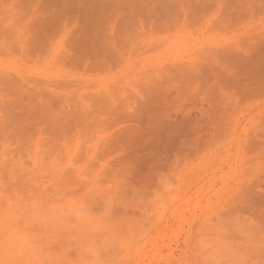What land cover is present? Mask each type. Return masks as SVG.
I'll list each match as a JSON object with an SVG mask.
<instances>
[{"label":"rangeland","instance_id":"1","mask_svg":"<svg viewBox=\"0 0 264 264\" xmlns=\"http://www.w3.org/2000/svg\"><path fill=\"white\" fill-rule=\"evenodd\" d=\"M50 1L0 0V264L263 263L264 257L257 252L264 246V233L256 229L264 224V151L256 154L250 152L251 142L247 145L246 141H251L248 136L257 129L256 132H259L262 126L256 138L259 143L263 140L264 113L259 104L264 103V94L257 97L238 90L233 95L240 99V104L232 102V105L225 107L227 112L224 109L225 113H221L216 108H222L225 101L221 102L214 93V96L210 95L212 99H208L209 89L203 84L206 81L196 76L199 73L205 75L211 70L206 72L205 69L219 65L226 75H239L250 86L264 78V0ZM177 5L181 7L177 8ZM190 10H197V15L194 12L191 15ZM201 10H204L203 17ZM181 11L186 14L183 15L184 19L180 16ZM162 14L166 18L163 19ZM169 14L176 19L178 15L179 22L176 23L175 17ZM158 16L165 20H159L162 26L159 25L158 19L161 18ZM131 17L133 21L139 20L140 24L134 22L133 27ZM167 19H171V27L170 23H166L169 22ZM153 21H156L155 26ZM88 22L94 24L89 25ZM84 24L89 26L84 27ZM163 25L167 29H163ZM233 50L237 51L236 57L243 61H224L222 54H234ZM214 52L217 56L213 55ZM79 55L83 58L81 62L77 60ZM193 68L195 74L198 73L194 77ZM249 69L260 73H257L259 80L258 77H250ZM246 74L251 80L245 77ZM219 75L208 80L210 85L217 84ZM147 76L153 78L149 81ZM21 81L31 91L45 92L42 95L38 93L41 101L43 98L46 100L51 92L69 95L72 99H67L74 112L63 97L64 101L61 98V101L52 103L57 116L45 108L51 116L47 118L49 115L46 117L47 113H43L42 103L38 107L30 106L32 112H39L37 116L35 113L32 115L27 110L30 107L26 109V106L35 102L24 97L26 88H20ZM222 88L227 93L232 91L229 87ZM50 98L45 105L52 100ZM18 99L23 103H19ZM154 99L166 102L165 109H173V113L159 106V110H162H158L159 114L149 115L150 110H146L135 121L127 116L128 111L124 115L126 120L122 119L124 116L120 111L124 113V109L127 111L133 107L139 109L150 102L153 106ZM204 99L212 106L207 102L204 104ZM216 99L220 101L219 104ZM172 100L175 104H172ZM76 105L82 106L84 111L85 108L89 109V112L83 111L82 117H87V122H82L80 118L77 119L81 122H77L74 118L75 123L64 124L66 121L63 119L67 116L58 112L61 108V111L69 109L77 117L82 107L80 111L75 107L73 109ZM46 107L49 110L52 108ZM178 108L182 109L176 111ZM205 108L214 114H210L213 121L206 124L199 122L200 116L208 112ZM27 112L29 114H24ZM195 115H199L198 119ZM24 116L28 119L31 117V121L22 118ZM58 116L61 119L55 121L56 126L61 122L62 127L54 128L53 123L54 127L51 128V119ZM37 118L38 122H35ZM204 118L206 122L209 119L208 116ZM178 121L190 123V127L186 128L188 124L181 123L178 124L179 129L175 125L174 130L171 124ZM255 123L259 125L258 128L253 127ZM250 127L256 129L252 132ZM174 131L179 135V143L175 140L178 145L174 139L172 143L169 142L175 137L172 135H176ZM132 132L137 133L138 138L134 136L131 141L132 137H129L133 135ZM140 132L145 133V137L141 138ZM126 133L129 140L125 138ZM217 134L218 137L214 136ZM163 139L166 142H162ZM158 142L160 145L163 143L162 148ZM168 142L173 146H167ZM152 144L156 148L154 145L151 147ZM165 144L168 152L162 150ZM157 148L161 150L156 151ZM156 164L162 167H154L153 170ZM129 168H134L136 173L130 172ZM87 171L88 174H85ZM143 177L147 181L144 182ZM81 214L88 215L84 219H90V224L94 218L97 221L103 218L99 220L100 223L105 220L107 224L100 231L91 230V226L83 228L84 225L82 229L78 219ZM87 219L85 223L89 224Z\"/></svg>","mask_w":264,"mask_h":264},{"label":"bare ground","instance_id":"2","mask_svg":"<svg viewBox=\"0 0 264 264\" xmlns=\"http://www.w3.org/2000/svg\"><path fill=\"white\" fill-rule=\"evenodd\" d=\"M51 1H52V0H51ZM51 1H50V2H51ZM54 1H55V0H54ZM60 1H61V0H60ZM71 1H72V0H71ZM74 1H75V0H74ZM77 1H78V0H77ZM148 1H149V0H148ZM152 1H153V0H152ZM152 1H151V2H152ZM172 1H174V0H172ZM212 1H214V0H212ZM39 2H40V1H39ZM56 2H57V1H56ZM66 2H67V1H66ZM75 2H76V1H75ZM89 2H90V1H89ZM92 2H93V1H92ZM103 2H104V1H103ZM109 2H110V1H109ZM139 2H140V1H139ZM154 2H155V1H154ZM157 2H158V0H157ZM161 2H162V1H161ZM164 2H165V1H164ZM164 2H162V3H164ZM166 2H167V1H166ZM169 2H171V1H169ZM169 2H168V3H169ZM203 2H205V1H203ZM48 3H49V2H48ZM52 3H53V2H52ZM60 3H61V2H60ZM67 3H68V2H67ZM111 3L113 4L114 2H111ZM149 3H150V2H149ZM171 3H176V2H171ZM205 3H207V2H205ZM16 4L18 5V3H16ZM84 4H87V5H88V3H84ZM95 4H96V3H95ZM109 4H110V3H109ZM115 4H116V3H114V5H115ZM136 4H137V3H136ZM160 4H161V3H160ZM160 4H159V5H160ZM211 4H212V3H211ZM38 5H39V4H38ZM53 5H54V4H53ZM62 5H63V4H62ZM67 5H68V4H67ZM69 5H70V4H69ZM74 5H75V4H74ZM99 5H100V4H99ZM116 5H117V4H116ZM151 5H152V4H151ZM156 5H157V4H156ZM187 5H188V4H187ZM19 6H20V4H19ZM22 6H23V5H21V7H22ZM45 6H46V5H45ZM92 6H95V7H96V6H98V5H92ZM92 6H91V7H92ZM149 6H150V5H149ZM170 6H172V5L170 4ZM173 6H174V5H173ZM173 6H172V7H173ZM182 6H183V4H182ZM184 6H185V5H184ZM188 6H189V5H188ZM205 6H207V5H205ZM17 7H18V6H17ZM61 7H62V6H61ZM95 7H94V8H95ZM98 7H99V6H98ZM103 7H104V5H103ZM108 7H109V6H108ZM168 7H169V6H168ZM176 7L179 8V7H181V5H180L179 7H178V5H177ZM258 7H259V6H258ZM79 8H80V7H79ZM89 8H90V7H89ZM144 8H145V7H144ZM184 8H185V7H184ZM191 8H192V7H190V9H191ZM214 8H215V7H214ZM226 8H227V7H226ZM229 8H230V7H229ZM234 8H236V7H234ZM18 9H19V8H18ZM45 9H46V8H45ZM60 9H61V8H60ZM60 9H59V10H60ZM72 9H73V8H72ZM72 9H71V10H72ZM82 9H83V7H82ZM96 9L98 10V8H96ZM113 9H114V6H113ZM171 9H172V8H171ZM174 9H175V8H174ZM188 9H189V7L187 8V10H188ZM193 9H194V8H193ZM223 9H224V8H223ZM236 9H237V8H236ZM258 9H259V8H258ZM73 10L76 11L75 8H74ZM114 10H115V9H114ZM141 10H142V9H141ZM176 10H177V9H176ZM181 10H182V8H181ZM183 10H184V9H183ZM238 10H239V9H238ZM247 10H248V9H247ZM60 11H62V10H60ZM107 11H108V10H107ZM169 11H170V10H169ZM169 11H168V12H169ZM178 11H179V9H178ZM184 11H185V10H184ZM190 11H191V10H190ZM201 11H202V10H201ZM203 11H204V10H203ZM203 11H202V13H201V14H202V15H201L202 17L204 16V15H203ZM205 11H207V10H205ZM242 11H243V10H242ZM250 11H251V10H250ZM166 12H167V11H166ZM171 12H172V11H171ZM171 12H170V13H171ZM181 12H182V15H180V16H183V15L185 14L186 11L184 12V14H183V11H181ZM187 12H188V11H187ZM193 12L195 13V12H197V10H196V11L193 10ZM193 12L191 11V13H192L191 15L194 14ZM223 12H224V11H223ZM62 13H63V15H64V10H63ZM71 13L73 14L74 12L72 11ZM78 13H79V12H78ZM99 13H101V12H99ZM106 13H107V12H106ZM108 13H109V12H108ZM112 13H113V12H112ZM163 13H164V12H163ZM179 13H180V11H179ZM209 13H211V12H209ZM65 14H66V13H65ZM67 14H69V13H67ZM150 14H152V13H150ZM150 14H148V15H150ZM165 14H166V13H165ZM173 14H176V13L173 12ZM195 14H196V13H195ZM37 15H38V14H37ZM74 15H75V14H74ZM91 15H92V14H91ZM94 15H95V13H94ZM100 15H101V14H100ZM162 15H163V14H162ZM162 15H161V16H162ZM169 15H170V14H169ZM185 15H186V14H185ZM185 15H184V16H185ZM196 15H197V14H196ZM207 15H208V14H207ZM209 15H210V14H209ZM225 15H226V14H225ZM95 16H96V15H95ZM103 16H104V15H103ZM170 16H174V15H170ZM184 16L182 17V19H184ZM201 16H200V17H201ZM101 17H102V15H101ZM101 17H100V18H101ZM104 17H105V16H104ZM107 17H108V16H107ZM158 17H159V16H158ZM163 17L166 18L164 15L162 16V18H163ZM174 17H175V16H174ZM191 17H192V16H191ZM220 17H221V16H220ZM220 17H219V19H221ZM224 17H226V16H224ZM42 18H43V17H42ZM96 18H98V16L95 17V18H93V19H96ZM109 18H111V17H109ZM109 18H108V19H109ZM134 18H135V17H134ZM151 18H152V17H151ZM151 18L149 19V22H150ZM159 18H161V17H159ZM162 18H161V19H158V22H159V23H160L159 20H163V19H164V18H163V19H162ZM167 18H168V17H167ZM179 18H180V17H178V15H177V19H179ZM188 18H189V16H188ZM226 18H227V17H226ZM226 18H225V19H226ZM50 19H52V18H50ZM61 19H62V18H61ZM88 19H90V18H88ZM101 19H102V18H101ZM108 19H107V20H108ZM111 19H112V18H111ZM131 19H132V22H133V23L130 22L132 26H133L134 22H136L137 24H138V22H139V24H140V21H139L138 19H137L138 21H133L134 19H133L132 17H131ZM173 19H174V21H175L176 17L173 18ZM177 19H176V21H175L176 23L179 22V20H177ZM189 19H191V18H189ZM189 19H188V20H189ZM196 19L199 20L198 17H196ZM200 19H201V18H200ZM202 19H203V18H202ZM230 19H231V18H230ZM242 19H243V16H242ZM242 19L240 18V20H242ZM38 20H39V19H38ZM90 20H92V17H91ZM90 20H89V22H90ZM97 20H98V19H97ZM102 20H103V19H102ZM109 20H110V19H109ZM144 20H145V19H144ZM146 20H147V18H146ZM156 20H157V18H156ZM168 20H169V22H166V23H170V22H171V21H170L171 19H167L166 21H168ZM191 20H192V19H191ZM193 20H195V19H193ZM197 20H196V21H197ZM203 20H205V18H204ZM222 20H223V19H222ZM49 21H51V20H49ZM80 21H81V20H80ZM83 21H86V20H83ZM147 21H148V20H147ZM147 21H146V22H147ZM163 21H165V20H163ZM163 21H162V23L165 24V22H163ZM172 21H173V20H172ZM181 21H183V20H181ZM199 21H201V20H199ZM199 21H197V23H198ZM223 21H224V20H223ZM228 21H229V20H228ZM34 22H35V21H34ZM89 22H88V23H89ZM93 22H95V20H93ZM93 22L89 23V25L92 24ZM119 22H120V21H119ZM127 22L129 23L128 20H127ZM143 22H144V21H143ZM155 22H156V21H155ZM155 22L153 21V24H154ZM219 22H222V21L220 20ZM225 22H226V21H225ZM241 22H242V21H241ZM57 23H59V22H57ZM79 23H80V22H79ZM95 23H96V22H95ZM125 23H126V22H125ZM144 23H145V22H144ZM159 23H158V24H159ZM181 23H183V22H181ZM194 23H196V22H194ZM200 23H201V22H200ZM215 23H216V21L214 22V25H215ZM227 23H228V22H227ZM231 23H232V22H231ZM93 24H94V23H93ZM123 24H124V23H123ZM137 24H135V25H137ZM141 24H142V23H141ZM145 24H146V23H145ZM151 24H152V22H151ZM172 24H173V23H172ZM179 24H180V23H179ZM201 24H202V23H201ZM221 24H222V26H223V23H221ZM225 24H226V23H225ZM232 24H233V23H232ZM80 25H81V23H80ZM85 25H87V24H84V27H85ZM89 25H87V27H88ZM117 25H118V24H117ZM124 25H125V24H124ZM126 25H128V24H126ZM129 25H130V24H129ZM159 25L162 26L161 23H160ZM166 25H168V24H166ZM193 25H194V24H193ZM196 25H197V24H196ZM214 25H213V26H214ZM148 26H149V25H148ZM154 26H155V24H154ZM156 26H157V25H156ZM172 26H173V25H172ZM174 26H176V25H174ZM218 26H219V25H218ZM218 26H217V27H218ZM228 26H229V25H228ZM69 27L71 28V25H70ZM84 27H82V28H84ZM124 27H126V26H124ZM133 27H135V26H133ZM133 27H132V28H133ZM150 27H151V26H150ZM164 27H165V25H163V29H164ZM167 27H168V26H167ZM169 27H171V23H170ZM224 27H225V26H224ZM224 27H223V28H224ZM230 27H231V25H230ZM44 28H45V27H44ZM52 28H54V27H52ZM79 28H80V27H79ZM96 28H97V27H96ZM98 28H99V27H98ZM130 28H131V26H130ZM132 28H131V29H132ZM157 28H158V27H155V29H157ZM161 28H162V27H160V29H161ZM88 29H89V28H88ZM88 29H86V31H87ZM90 29H91V28H90ZM93 29H94V27H93ZM165 29H167V28L165 27ZM48 30H49V29H48ZM48 30H47V31H48ZM51 30H52V29H51ZM54 30H56V29H54ZM105 30H106V28H105ZM133 30H134V29H133ZM43 31H44V30H43ZM52 31H53V30H52ZM52 31H49V32H52ZM78 31H79V29H78ZM135 31H136V30H135ZM82 32H83V31H82ZM87 32H89V31H87ZM128 32H129V31H128ZM95 33H96V32H95ZM102 33H103V32H102ZM102 33H101L100 35H102ZM130 33H132V32H130ZM16 34H17V33H16ZM80 34H81V33H80ZM92 34H94V33L92 32ZM119 34H120V33H119ZM128 34H129V33H128ZM133 34H134V33H132V35H133ZM137 34H138V33H137ZM139 34H140V33H139ZM43 35H45V33H44ZM82 35H83V34H82ZM94 35H95V34H94ZM100 35H99V36H100ZM104 35H105V34H104ZM126 35H127V34H126ZM134 35H135V34H134ZM49 36H50V35H49ZM49 36H48V38H49ZM84 36H85V35H84ZM90 36H91V35H90ZM102 36H103V35H102ZM137 36H138V35H137ZM30 37H31V36H30ZM46 37H47V36H46ZM85 37H86V36H85ZM110 37H111V36H110ZM110 37H109V38H110ZM131 37H132V36H131ZM135 37H136V36H135ZM138 37H139V36H138ZM123 38H124V37H123ZM127 38H128V36H127ZM133 38H134V37H132V39H133ZM42 39H44V38L42 37ZM51 39H52V38H51ZM134 39H136V38H134ZM47 40H48V39H47ZM47 40H44V41H47ZM91 40H92V39H91ZM103 40H104V39H103ZM119 40H121V39H119ZM33 41H34V40H33ZM37 41H38V40H37ZM48 41H52V40L49 39ZM96 41H97V40H96ZM122 41H123V40H122ZM126 41L128 42V39H127ZM41 42H43V41H41ZM99 42H100V41H99ZM99 42H98V44H99ZM102 42H103V41H102ZM131 42H132V41H131ZM29 43H30V42H29ZM29 43H28V44H29ZM35 43H36V42H35ZM39 43H40V42H39ZM51 43H52V42H51ZM118 43H119V42H118ZM32 44H33V43H32ZM32 44H31V45H32ZM44 44H45V42H44ZM119 44H120V43H119ZM122 44H123V43H122ZM33 45H34V44H33ZM33 45H32V46H33ZM36 45H37V44H36ZM41 45H42V44H41ZM48 45H49V43H47V46H48ZM68 45H69V44H68ZM72 45H73V44H72ZM112 45H113V44H112ZM34 46H35V45H34ZM34 46H33V47H34ZM78 46H79V45H78ZM82 46H83V45H82ZM118 46H119V45H118ZM38 47H39V46H38ZM41 47H42V46H41ZM45 47H46V46H44V48H45ZM48 47H49V46H48ZM75 47H76V46H75ZM119 47H121V46H119ZM128 47H129V46H128ZM252 47H253V46H252ZM260 47H262V45H261ZM26 48H27V47H26ZM28 48H29V47H28ZM84 48H85V47H84ZM34 49H35V48H34ZM37 49H38V48H37ZM45 49H46V48H45ZM47 49H48V48H47ZM119 49H120V48H119ZM226 49H227V48H226ZM260 49H261V48H260ZM263 49H264V47H263ZM78 50H79V49H78ZM82 50H83V49H82ZM99 50H100V49H99ZM123 50H124V49H123ZM230 50H231V48H230ZM230 50H228V51H226V52H229ZM35 51H36V50H35ZM41 51H43V50H41ZM80 51H81V50H80ZM116 51H117V50H116ZM233 51H235V50H233ZM233 51H232V52H233ZM78 52H79V51H78ZM85 52H87V50H85ZM85 52H84V53H85ZM88 52H89V51H88ZM95 52H96V51H95ZM117 52H118V51H117ZM226 52H225V53H226ZM236 52H237V51H235L234 54L231 53V52L228 53V54H227V53H226V54L223 53L222 56H223V57L225 56V57H224V58H225L224 61H225V62H226V61H232V60H238V62H239V61H243L241 58L236 57V56H238V55H236ZM84 53H83V54H84ZM89 53H90V52H89ZM76 54H77V53H76ZM205 54H206V53H205ZM211 54H212V53H211ZM103 55H104V54H103ZM213 55H215V52H214ZM215 56H217V55H215ZM261 56H263V55H261ZM110 57H112V56H110ZM219 57H220V56H219ZM241 57H242V56H241ZM243 57H245V56H243ZM254 57H255V56H254ZM70 58H72V57H70ZM74 58H75V57H74ZM84 58H85V57H84ZM88 58H89V57H88ZM98 58H100V57H98ZM103 58H104V57H102V59H103ZM119 58H120V57H119ZM82 59H83V58L81 57V55L77 56V60H78V61L81 62ZM86 59H87V58H86ZM92 59H93V58H92ZM95 59H96V58H95ZM102 59H101V61L103 62ZM106 59H107V58H106ZM113 59L116 60L115 58H113ZM210 59H212V58H210ZM210 59H209V60H210ZM99 60H100V59H99ZM117 60H118V59H117ZM248 60H249V59H248ZM78 61H77V62H78ZM83 61H84V60H83ZM96 61H97V60H96ZM96 61H95V62H96ZM105 61H106V60H105ZM108 61H109V60H108ZM110 61H111V60H110ZM220 61H221V60H220ZM224 61L221 62V66H222V64H223ZM113 62H114V61H113ZM232 62H233V61H232ZM232 62H230V64H231ZM235 62H236V61H235ZM238 62H237V63H238ZM74 63H75V62H74ZM77 64H79V63H77ZM82 64H83V63H82ZM176 64H177V63H176ZM188 64H189V63H188ZM234 64H235V63H234ZM180 65H181V64H180ZM185 65H187V63H186ZM190 65H191V64H189L188 66H190ZM236 65H237V64H236ZM188 66H187V67H188ZM216 66H217V67H214L215 69H214V68H211V67L205 69L206 72L208 71V69H211V70H209V71L207 72V74H205V75H203L202 73H199V75H197V74H198L197 72H196V74H195L194 69H195L196 67L194 66L195 68H193V72H194V73H193V77H194L195 75H197L196 77H202V79H204L203 81H204V82L206 81L205 83H203V81H202V83L204 84V87H205L206 89H209L208 91L206 90L207 92H209V93H208V95H209V96H208V99H209L210 95H211L212 93H214L215 97H218L219 99H221V100H220L221 102L225 101V102L223 103V106H222V103H221L222 108H221L220 106H218L216 109H218V108H219V109L216 110V111H220V110H221V111H220L221 113H223V112L225 113V110H226L225 107H227L228 105H229V106L232 105V104H233L232 102H236V103H238V102L240 101V99L237 100L236 97L233 95V93H234V92L236 93L238 90L241 91V93H246V94H249V95H251V96H253V95H256V96H257V95H260V94H264V78H262L261 81H256V83L254 82L255 84H254L253 86H250V85H249L250 83H245V81H243V79H242L239 75H234V76L232 75L231 77H229L228 75H226V74H227V73H225L226 71H225V72H224V71L222 72L223 69H222L219 65H216ZM92 67H93V66H92ZM94 67H96V65H95ZM99 67H100V66H99ZM99 67H98V68H99ZM176 67H177V66H176ZM179 67H180V66H179ZM190 67H193V66H190ZM98 68H97V69H98ZM101 68H102V67H101ZM245 68H246V67H245ZM95 69H96V68H95ZM187 69H189V68H186V70H187ZM253 69H254V68H253ZM253 69H249L250 71H249L248 73H250V77H252L253 79H255V78L258 77V76H257V75H258L257 73H259V72H257L256 70H253ZM163 70H164V69H163ZM165 70H166V69H165ZM165 70H164V71H165ZM179 70H181V69H179ZM225 70H226V69H225ZM258 70H259V69H258ZM195 71H197V70H195ZM205 71H204V72H205ZM227 71H229V70H227ZM159 72H160V71H159ZM168 72H169V70H168ZM177 72H178V71H177ZM182 72H183V71H182ZM187 72H190V71L188 70ZM245 72H246V71H245ZM262 72H263V71H262ZM161 73H163V72L161 71ZM161 73H160V74H161ZM191 73H192V72H191ZM191 73H190V74H191ZM224 73H225V74H224ZM229 73H230V72H229ZM246 73H247V72H246ZM248 73H247V74H248ZM164 74H166V72H165ZM167 74H168V73H167ZM180 74H181V73H180ZM182 74H183V73H182ZM194 74H195V75H194ZM216 74H217V75L220 74V75H219V79H218V81L216 82L217 84L214 85V83L212 82L213 85H210L211 82L209 83L208 80H212L213 77H216V76H214V75H216ZM247 74L245 75V77L248 78V79H250L249 75H247ZM259 74H260V73H259ZM261 74H262V73H261ZM6 75H7V74H6ZM161 75H162V74H161ZM162 76H165V75H162ZM188 76H189V75H188ZM156 77H157V76H156ZM196 77H195V78H196ZM203 77H204V78H203ZM217 77H218V76H217ZM25 78H26V77H25ZM152 78H153V76H152V77L149 76V78H148V76H147V80H149V81H150V79H152ZM154 78H155V77H154ZM184 78H185V77H184ZM17 79H18V78H17ZM17 79H16V80H17ZM26 79L29 81L28 78H26ZM257 79L259 80V77H258ZM19 80H20V78H19ZM153 80H154V79H153ZM155 80H157V78H156ZM155 80H154V81H155ZM250 80H251V79H250ZM17 81H18V80H17ZM159 81H160V80H159ZM18 82H20V81H18ZM207 82L209 83V85H207V84H208ZM147 83H148V82H147ZM160 83H161V82H160ZM202 83H201V84H202ZM20 84H22V85H20ZM23 84H24L25 86H27L23 81H21V83H19L20 88H21V86H22V87L24 86ZM157 84H158V83H157ZM203 84H202V86H203ZM220 84H222V85H224V86H221ZM152 85H154V84H152ZM163 85H164V84H163ZM217 85H218V86H217ZM25 86L23 87V89L26 88ZM38 86H39V85H38ZM202 86H201V87H202ZM27 87H28V86H27ZM41 87H44V86H41ZM139 87H140V86H138V88H139ZM222 87H225V88H226V87H229V89H231L233 92H232V91H230V93L224 92ZM44 88H45V87H44ZM183 88H184V87H183ZM21 89H22V88H21ZM26 89H27V88H26ZM26 89H25V91H26L25 94H23V95H25L24 97H26V99H27V97H28V100H29L30 98H31V100L34 99V101H33L32 103L35 102L33 105H29V104L31 103V102H30V103L26 106V109L29 108L30 106L35 107L34 105H36V106L38 107L39 105L41 106V105L43 104V105H42V108H43L42 111H43V113L46 114V113L49 111L51 114L53 113V114L55 115L56 110H55V112H54L53 109H55V108H53L52 106H53V104H54L55 102L57 103V102H59V101H61V100L64 101L63 97H65V100H67V102L70 103V106L72 105L71 102L68 101L69 99H70V100L72 99V97L69 98V97H70L69 95H66V94H65L66 96H64V94H55L56 92H51V93H50V92L46 89V90L48 91V93H50V94H48V97H47V98L44 96V97L46 98V100L43 98V99H42L43 101H41V100H40V99H41V96H40L39 94H41V93H45V92H41V91H40V92H37V91H36L35 89H33V88H32L33 91H31V89H29V88H28L29 90H28V89L26 90ZM234 90H235V91H234ZM20 91H21V90H20ZM27 91H30V92H27ZM47 91H46V92H47ZM180 91H181V90H180ZM22 92H23V91H22ZM36 92H37V93H36ZM175 92H176V91H175ZM204 92H205V91H204ZM210 92H211V93H210ZM23 93H24V92H23ZM26 93H27V94H26ZM38 93H39V94H38ZM14 94H15V93H14ZM180 94H181V93H180ZM31 95H32V96H31ZM41 95H42V94H41ZM46 95H47V94H46ZM184 95H185V94H184ZM212 95H213V94H212ZM214 95H213V96H214ZM7 96L9 97V95H7ZM38 96H40V97H38ZM50 96L53 97V98H50ZM81 96H82V95H81ZM182 96H183V95H182ZM245 96H246V95H245ZM245 96L243 95V97H245ZM17 97H18V96H17ZM37 97H38V98H37ZM237 97L239 98V97H241V95H240V96H237ZM257 97H258V96H257ZM261 97H262V96H261ZM35 98H37V100H35ZM48 98L52 99L54 102H52V100H51V101L49 102V104L45 105L46 103H48V102H46V101L48 100ZM54 98H55V99H54ZM57 98H58V99H57ZM61 98H62V99H61ZM67 98H69V99H67ZM210 98L212 99V96H211ZM60 99H61V100H60ZM178 99H179V98H178ZM205 99H206V98H205ZM205 99H204L203 103H204V102H205V103L207 102V104H208V101H205ZM208 99H207V100H208ZM241 99H242V98H241ZM243 99H244V98H243ZM261 99H262V98H261ZM44 100H45V101H44ZM57 100H58V101H57ZM79 100H80V99H79ZM158 100H160V99H158ZM158 100H157V99H156V100H155V99L153 100V101L155 102V104H156V105H155V104L153 103L155 106H154V105L152 106V105H151L152 103L150 102V103L145 104L144 106H140L139 109H137L136 107H135V108H136V109H135V108L133 107V109H130V108H129V109L126 111V109L123 108L125 112H124V113H123V111H120V112H122V114H123V116H124V115H126L125 113L129 111V112L127 113V116H128L129 118H131V119H134V120H135V119H139L140 117H142V114L144 115V112H145L146 110H147V112H148V110H150V111H149V115L152 114V113H154V114H155V113H156V114H159L160 112H162V110H161V111L159 110V106L162 107V108L160 107V109H165V105H166L165 103H166V102H164V101H163V102H162V101L160 102V101H158ZM175 100H177V99H174V101H175ZM179 100H181V99H179ZM213 100H214V99H213ZM213 100H212V102H213ZM216 100H217V99H216ZM16 101H17V100H16ZM18 101H19V99H18ZM23 101H24V100H23ZM37 101H38V102L40 101V102L37 103ZM153 101H152V102H153ZM156 101H157L158 104L156 103ZM174 101L172 100L173 103H172V102H171V103H172V104H175V102H177V101H175V102H174ZM217 101H219V100H217ZM220 101L218 102V104L220 103ZM21 102H22V100L19 101V103H21ZM45 102H46V103H45ZM180 102H181V101H180ZM240 102H241V101H240ZM240 102H239V104H240ZM22 103H23V102H22ZM24 103H25V102H24ZM41 103H42V104H41ZM52 103H53V104H52ZM90 103H91V102H90ZM90 103H89V104H90ZM159 103H162V104H164V105H162V104L160 105ZM201 103H202V102H201ZM205 103H204V104H205ZM37 104H38V105H37ZM51 104H52V105H51ZM60 104H61V103H60ZM64 104H65V102H63V105H64ZM192 104H193V103H192ZM209 104H210V103H209ZM209 104H208V105H209ZM218 104H217V105H218ZM241 104H242V103H241ZM0 105H1V104H0ZM12 105H13V104H12ZM61 105H62V104H61ZM63 105H62V106H63ZM65 105H66V104H65ZM65 105H64V106H65ZM73 105H74V104H73ZM124 105H126V104H124ZM201 105H202V104H201ZM217 105H216V106H217ZM234 105H235V103H234ZM259 105H261V110H262V111H261V110H260V111H261L262 113H264V103H261V104H259ZM13 106H14V105H13ZM20 106H21V105H20ZM46 106H50V107H52L51 110H49L48 107H46ZM64 106H63L62 108H64ZM78 106H79V105H78ZM78 106H77V105H76V106H73V109L76 108L77 110L79 109V111H80V109H81L82 106H79V107H78ZM137 106H138V105H137ZM166 106H167V105H166ZM210 106H212V105L210 104ZM214 106H215V105H214ZM229 106H228V107H229ZM242 106H243V105H242ZM1 107H2V106H1ZM8 107L11 108L12 106H9V105H8ZM74 107H75V108H74ZM124 107H125V106H124ZM129 107H130V106H129ZM208 107H209V106H208ZM208 107H207V108H208ZM2 108H3V112H5V111H4V107H2ZM21 108H22V107H21ZM45 108H46L48 111L45 110ZM62 108H61V110H62ZM66 108H69V107L66 105ZM84 108H85V107H84ZM155 108L157 109V112H158V113L156 112V109H155ZM182 108H183V107H182ZM182 108H178V110H176V111H179V110H181ZM207 108H205V109L208 111ZM13 109H14V108H13ZM29 109H30V110H29ZM29 109H27V110H28L29 112H31L32 115H33L34 113L36 114L35 116H37V114H39V112H37V111H33V112H32V111H31V107H30ZM85 109H86V110L84 111V110H83V107H82L81 112H78V111H77L79 114L81 113L80 116H79V114L77 113V114H78L77 117L74 116L73 113H72V112H74V110L72 111V106H71V109H70L72 112H70L69 109H65L66 111L63 109V111L60 110L61 112H60V111H59V112L57 111V112H58V113H61V114L64 113V114H63L64 117L67 116V117L64 118L65 120L63 119V121H66L64 124H67V123H70V122H71V123H75V119H77V118H80L81 120H83L82 122H87V121H85V119H86L87 117L84 118V119H82V117H84V116H83V115H84V114H83V111H84V112H89V111H88V110H89L88 108H85ZM87 109H88V110H87ZM120 109H121V108H120ZM152 109H153V110L155 109V110L153 111ZM205 109H204V110H205ZM213 109L215 110V107H213ZM222 109H223V110H222ZM224 109H225V110H224ZM259 109H260V108H259ZM7 110H8V109H7ZM118 110H119V109H118ZM158 110H159L160 112H159ZM165 110H166V112H168V113H170V112L173 113V109H172V110H169V109H168V111H167V109H165ZM255 110H256V108H255ZM255 110H254V111H255ZM1 111H2V109H1ZM44 111H45V112H44ZM64 111H65V112H64ZM68 111H69L71 114H70ZM169 111H170V112H169ZM183 111H184V110H183ZM183 111H182V113L185 112V111H184V112H183ZM222 111H223V112H222ZM29 112L24 113V114L27 115V114H29ZM36 112H37V113H36ZM49 112H48V113H49ZM67 112H68V115L66 114ZM150 112H151V113H150ZM163 112H164V110H163ZM166 112H165L164 114H167V115H168V113H166ZM205 112H206V111H205ZM226 112H227V110H226ZM236 112H237V111H236ZM48 113L46 114V117L49 115ZM180 113H181V111L178 112V114H180ZM185 113H186V112H185ZM22 114H23V112L21 113V116H23ZM86 114H88V113H86ZM91 114H92V113H91ZM122 114H120V115L122 116ZM156 114H155V115H156ZM186 114H187V113H186ZM191 114H192V113H191ZM204 114H205V115L202 114V116H200V119H199L200 121H199V122H202V123L206 124V123H208V121H209V122H212V121H213L214 118H212L213 116L210 115V114H213V112L210 113V111H208V112H206V113H204ZM233 114H234V113H233ZM30 115H31V114H30ZM72 115H73L74 117H73ZM81 115H82V116H81ZM109 115H110V114H109ZM152 115H153V114H152ZM162 115H163V114H162ZM193 115H194V114H193ZM200 115H201V114H200ZM213 115H214V114H213ZM222 115H223V114H222ZM231 115H232V114H230V116H231ZM263 115H264V114H263ZM263 115H262V116H263ZM21 116H20V118H21ZM55 116H57V115H55ZM63 116H62V117H63ZM68 116H69V118H68ZM85 116H86V115H85ZM89 116H90V113H89L88 117H89ZM114 116H115V115H114ZM117 116H118V115H117ZM204 116H208L209 119L207 120V122L205 121ZM210 116H211V117H210ZM25 117L27 118V116H24V117H22V118H24V119L26 120ZM28 117H29V116H28ZM32 117H34V116H32ZM39 117H40V116H39ZM49 117H51V116L49 115L47 118H49ZM71 117H72V118H71ZM91 117H93V116H91ZM91 117H90V118H91ZM106 117H107V116H106ZM110 117H111V116H110ZM149 117H150V116H149ZM195 117H197V115H195ZM198 117H199V115H198ZM198 117H197V119H198ZM232 117H233V116H232ZM34 118H35V117H34ZM44 118H45V117H44ZM52 118H53V117H52ZM70 118H71V119H70ZM74 118H75V119H74ZM90 118H89V119H90ZM94 118H95V117H94ZM94 118H93V119H94ZM123 118H124V120H126V119H125V116L122 117V119H123ZM143 118H144V117H143ZM181 118H182V117H181ZM38 119H39V118H37V119L35 120V122H36ZM45 119H46V118H45ZM45 119H44V120H45ZM50 119H51V118H50ZM55 119H56V120H55ZM58 119H61V116L54 117L53 119H51V121H52V123H51L52 125L50 124V125H51V128H52V126L54 127V125L56 126V122H57ZM68 119H70L71 121L68 120ZM72 119H73V120H72ZM80 119H77L76 121H77V122H81ZM114 119H115V118H114ZM116 119H117V118H116ZM226 119H227V118H226ZM252 119H253V118H252ZM254 119H255V118H254ZM13 120H15V119H13ZM13 120H12V121H13ZM27 120H30V121H31V117H30V119L27 118ZM91 120H92V119H91ZM95 120H99V119H96V118H95ZM109 120H110V119H109ZM128 120H129V119L127 118V121H128ZM12 121H11V122H12ZM55 121H56V122H55ZM88 121H89V120H88ZM92 121H94V120H92ZM135 121H137V120H135ZM153 121H154V120H153ZM191 121H192V120H191ZM228 121H229V120H228ZM234 121H235V120H234ZM15 122L17 123V121H15ZM37 122H38V121H37ZM47 122H48V121H47ZM47 122H46V123H47ZM77 122H76V123H77ZM95 122H96V121H95ZM111 122H112V121H111ZM121 122H122V121H121ZM187 122H188V120H187ZM193 122H194V121H193ZM53 123H54V125H53ZM97 123H98V122H97ZM115 123H116V120H115ZM118 123H119V122H118ZM181 123L183 124L184 122H181ZM181 123H180V121H178V122L175 123V124H171V123H169V124H171L172 127H173V125H174L173 128H174V130H175V125L177 126L176 128L179 129L178 124H181ZM214 123H215V122H214ZM229 123H230V122H229ZM237 123H238V122H237ZM250 123H251V121H250ZM7 124H8V122H7ZM59 124H60V125H59ZM59 124H57L59 127L56 126V127H54V128H57V127L60 128V127H62V126H61V125H62L61 122H60ZM184 124H188V123L185 122ZM189 124H190V123H189ZM189 124H188V126L185 125L186 128H189V127H190ZM230 124H231V123H230ZM111 125H113V124H111ZM252 125H253V124H252ZM256 125H257V124L255 123V125H253V127L258 128L259 125H257V126H256ZM116 126H117V125H116ZM167 126H168V125H167ZM185 126H184V129H185ZM194 126L196 127L197 125H194ZM198 126H199V125H198ZM232 126H233V124H232ZM133 127H134V126H133ZM58 128H57V129H58ZM161 128H162V127H161ZM169 128H170V127H169ZM182 128H183V127H181V129H182ZM199 128H200V126H199ZM202 128H203V127H202ZM232 128L234 129V127H232ZM250 128H252V127H250ZM256 128H255V129H256ZM127 129H128V128H127ZM127 129H126V130H127ZM129 129H130V128H129ZM129 129H128V130H129ZM156 129H157V128H156ZM166 129H167V128H166ZM178 129H177V130H178ZM197 129H198V128H197ZM226 129H227V128H226ZM252 129H253V130H252ZM252 129H251V130H252V132H253L255 129H254V128H252ZM260 129L262 130V129H263V126H262ZM131 130H132V129H131ZM139 130H140V129H139ZM142 130H143V129H142ZM164 130H165V129H164ZM182 130H183V129H182ZM190 130H191V129H190ZM198 130H199V129H198ZM200 130H201V128H200ZM248 130H249V129H248ZM258 130H259V129L255 130V131L253 132V134H255V136H253V134H252L251 136H248V137H249V140H251V141H246L247 145H248V142H251L250 145H249L250 148H251V149H250V152L252 151V152H254V153H255V152H256V153H258V152L262 153V151H264V135H263V140H262V142L259 143V141L257 140L256 137H257V134H259L261 130H260L259 132H256V131H258ZM135 131H136V130H135ZM135 131H134V132H135ZM137 131H138V130H137ZM145 131H146V130H145ZM206 131H208V129H207ZM127 132H128V131H127ZM129 132H130V131H129ZM169 132H170V131H169ZM188 132H189V130H188ZM191 132H192V131H191ZM195 132H196V131H195ZM195 132H194V133H195ZM252 132H251V133H252ZM255 132H256V133H255ZM123 133H124V132H123ZM123 133H122V134H123ZM132 133H133V132H132ZM163 133H164V132H163ZM163 133H162V134H163ZM165 133H166V132H165ZM174 133H175V131H174ZM194 133H193V134H194ZM216 133H217V132H216ZM130 134H131V133H130ZM135 134L137 135V133H133V135L131 134L132 136L129 137V138L132 137V138L130 139L131 141L134 139V136H135V138H138ZM151 134H152V133H151ZM151 134H150V135H151ZM162 134L160 133V135H162ZM169 134H170V133H169ZM175 134H176V135H172V136H175V137L171 138V140H169V142L171 141V143H172V142H173L172 139H174V141L177 140V142L179 143V135H177V133H175ZM178 134H180V133H178ZM188 134H189V133H188ZM191 134H192V133H191ZM213 134H215V133L213 132ZM123 135H124V134H123ZM139 135H140L141 138H142V136L145 137L146 134L143 133V132H140ZM153 135H154V134H153ZM182 135H183V133H182ZM182 135H181V136H182ZM184 135H185V134H184ZM211 135H212V132H211ZM227 135H228V134H227ZM248 135H249V134H248ZM127 136H128V134L126 133L125 138H126ZM140 136H139V137H140ZM163 136H164V135H163ZM168 136H169V135H168ZM181 136H180V137H181ZM186 136H187V135H186ZM214 136L218 137V134H217V135H214ZM214 136H213V138H214ZM119 137H120V135H119ZM177 137H178V138H177ZM190 137H191V136H190ZM246 137H247V136H246ZM246 137H245V138H246ZM114 138H115V137H114ZM114 138H113V139H114ZM117 138H118V137H117ZM123 138H124V137H123ZM125 138H124V139H125ZM127 138H128V137H127ZM129 138L126 139V140H129ZM141 138H140V140H141ZM157 138H159V137H157ZM165 138H166V137H165ZM207 138H208V137H207ZM220 138H221V137H220ZM220 138H219V139H220ZM255 138H256V140H257L258 142L255 141ZM143 139H144V138H143ZM150 139H151V138H150ZM188 139H190V138H188ZM188 139H186V141H187ZM191 139H192V137H191ZM193 139H194V138H193ZM195 139H196V138H195ZM210 139H212V137H210ZM111 140H112V139H111ZM126 140H125V141H126ZM154 140H155V139H154ZM154 140H153V141H154ZM157 140H158V139H157ZM163 140H164V139H163ZM163 140H162V142H166L165 140H164V141H163ZM180 140H182V138H180ZM208 140H209V139H208ZM208 140H207V141H208ZM217 140H218V139H217ZM225 140H226V139H224V141H225ZM227 140H228V139H227ZM230 140H231V139H230ZM245 140H246V139H245ZM107 141H108V140H107ZM109 141H110V140H109ZM151 141H152V140H151ZM160 141H161V139H159V142H160ZM188 141H189V140H188ZM200 141H201V140H200ZM220 141H221V140H219V142H220ZM241 141H242V140H241ZM126 142H128V141H126ZM134 142H136V140H135ZM134 142H133V143H134ZM141 142H142V141H141ZM159 142H158V143H159ZM169 142H168V143H169ZM182 142H183V141H182ZM193 142H194V141H193ZM198 142H199V141L197 140L196 143H198ZM221 142H222V141H221ZM244 142H245V141H244ZM119 143H120V142H119ZM119 143H118V144H119ZM129 143H130V142H129ZM154 143H156V145H157V141H155ZM160 143H161V142H160ZM160 143H159L158 145H160ZM175 143H176V141H175ZM185 143H186V142H185ZM191 143H192V142H191ZM222 143H223V142H222ZM162 144H163V143H162ZM162 144L160 145L161 148H162ZM176 144H177V143H176ZM180 144H181V143H180ZM187 144H188V143H187ZM189 144H190V142H189ZM199 144H201V143H199ZM236 144H237V143H236ZM153 145H154V147L156 148V145H155V144H152L151 147H153ZM168 145H170L171 147L173 146V145H171L170 143L167 144V146H168ZM177 145H178V144H177ZM192 145H193V143H192ZM202 145H203V144H202ZM207 145H208V144H207ZM214 145H216V144H214ZM164 146H165V148H163L162 150L168 152V150L166 149V148H167V147H166V144H165ZM174 146H176V145L174 144ZM190 146H191V145H190ZM199 146H200V145H199ZM203 146H204V145H203ZM210 146H211V148H212V145H210ZM115 147H116V146H115ZM151 147H150V148H151ZM117 148H118V147H117ZM121 148H122V147H121ZM161 148H157L156 151H159V149L161 150ZM168 148H170V147H168ZM179 148H180V146H179ZM181 148H182V147H181ZM188 148H189V147H188ZM152 149H153V148H152ZM152 149H151V150H152ZM171 149H172V148H171ZM199 149H200V148H199ZM154 150H155V149H154ZM172 150H173V149H172ZM186 150H187V149H186ZM188 150H189V149H188ZM200 150H201V149H200ZM202 150H204V149H202ZM175 151H176V150H175ZM194 151H195V150H194ZM93 152H94V151H93ZM148 152H149V151H148ZM197 152H198V151H197ZM163 153H164V152H163ZM195 153H196V152H195ZM195 153H194V154H195ZM202 153H203V152H202ZM243 153H244V152H243ZM254 153H252V154L254 155ZM256 153H255V154H256ZM198 154H199V153H198ZM90 155H92V154L90 153ZM99 155H101V154H99ZM175 155H176V154H175ZM189 155H190V154H189ZM243 155H244V154H243ZM88 156H89V155H88ZM100 157H102V156H100ZM140 157H141V156H140ZM140 157H138V158H140ZM183 157H184V156H183ZM122 158H123V157H122ZM134 158H136V157H133V159H134ZM155 158H156V157H155ZM185 158H186V156H185ZM252 158H253V157H252ZM125 159H126V158H125ZM130 159H132V157H131ZM136 159H137V158H136ZM146 159H148V158H146ZM247 159H248V158H247ZM94 160H95V159H94ZM149 160H150V159H149ZM151 160H152V159H151ZM181 160H183V158H182ZM92 161H93V160H92ZM98 161H99V160H98ZM117 161H118V160H117ZM122 161H123V159H122ZM178 161H179V160H178ZM129 162H132V161L129 160ZM140 162H141V160H140ZM143 162H144V161H143ZM148 162H149V161H148ZM159 162H160V161H159ZM181 162H183V161H181ZM91 163H92V162H91ZM150 163H151V162H149V164H150ZM163 163H164V162H163ZM120 164H121V163H120ZM122 164H123V163H122ZM152 164H153V163H152ZM89 165H91V164H89ZM118 165H119V164H118ZM140 165H141V164H140ZM109 166H110V165H109ZM129 166H130V165H129ZM133 166H134V165H133ZM137 166H138V165H137ZM145 166H146V165H145ZM151 166H152V165H150V167H151ZM165 166L168 167L167 165H165ZM130 167H131V166H130ZM150 167H149V168H150ZM154 167L157 168V169H159V167H162V166H160V164H159V166H157V164H156L155 166H153V168H152L153 170H154ZM166 167H165V168H166ZM86 168H87V167H86ZM90 168H91V167H90ZM134 168L136 169V167H134ZM134 168H131V170H130V168H129V171H130V172L132 171V173L135 174L136 172H134ZM141 168H144V167H141ZM108 169H109V168H108ZM132 169H133V170H132ZM166 169H167V168H166ZM168 169H169V168H168ZM94 170H95V169H94ZM109 170H110V169H109ZM119 170L122 171L120 168H119ZM119 170H118V171H119ZM142 170H143V169H142ZM95 171H96V170H95ZM107 171H108V170H107ZM127 171H128V170H127ZM169 171H170V170H169ZM173 171H174V170H173ZM110 172H111V170H110ZM123 172H124V171H123ZM130 172H128V173H130ZM140 172H141V169H140ZM171 172H172V171H171ZM66 173H67V172H66ZM78 173H79V172H78ZM121 173H122V172H121ZM154 173H155V172H154ZM169 173H170V172H169ZM169 173H168V174H169ZM69 174H70V173H69ZM83 174H84V173H83ZM85 174H88V171H87ZM125 174H126V173H125ZM137 174H139V172H138ZM160 174H161V173H160ZM174 174H175V172H174ZM63 175H64V174H63ZM70 175H72V174H70ZM92 175H93V174H92ZM126 175H127V174H126ZM131 175H132V174H131ZM140 175H141V174H140ZM171 175H172V174H171ZM177 175H178V172H177ZM75 176H77V175H75ZM82 176H83V175H82ZM137 176H138V175H137ZM142 176H143V175H142ZM165 176H166V175H165ZM174 176H176V175H174ZM130 177H131V176H130ZM140 177H141V176H140ZM163 177H164V176H163ZM87 178H88V177H87ZM128 178H129V177H128ZM135 178H136V177H135ZM143 178H144V177H143ZM161 178H162V177H161ZM166 178H167V177H166ZM144 179H145V178H144ZM144 179H143L144 182L147 181L146 179H145V180H144ZM153 179H155V178H153ZM163 179H164V178H163ZM74 180L76 181L75 178H74ZM121 180H122V179H121ZM150 180H151V178H150ZM164 180H165V179H164ZM68 181H69V180H68ZM94 181H96V180H94ZM160 181H161V180H160ZM162 181H163V180H162ZM165 181H166V180H165ZM144 182H143V183H144ZM65 183H67V181H66ZM156 183H157V182H156ZM160 183H161V182H160ZM160 183H159V184H160ZM165 183H166V182H165ZM93 184H94V183H93ZM169 184H170V182H169ZM165 187H166V185H165ZM117 188H118V187H117ZM226 189H227V188H226ZM135 193H136V192H135ZM247 196H248V195H247ZM247 196H246V197H247ZM258 198H259V197H258ZM261 198H262V197H261ZM111 199H112V198H111ZM121 199H123V197H122ZM134 199H135V198H134ZM174 199H175V198H174ZM124 200H127V199H124ZM136 200H137V197H136ZM111 201H112V200H111ZM142 201H143V200H142ZM173 201H174V200H173ZM251 201H252V200H251ZM258 201H259V200H258ZM126 202H127V201H126ZM134 203H136V202H134ZM137 203H138V201H137ZM140 203H141V202H140ZM255 203H256V202H255ZM259 203H260V202H259ZM126 204H127V203H126ZM124 205H125V204H124ZM135 205H136V204H135ZM113 206H114V205H113ZM125 207H126V206H125ZM123 209H124V208H123ZM120 210H121V209H120ZM79 211H80V210H79ZM79 211H78V212H79ZM126 211H128V209H127ZM122 212H123V211H122ZM108 213H109V212H108ZM112 214H113V213H112ZM124 214H125V213H124ZM124 214H123V215H124ZM78 215H80V214H78ZM83 215H84V214H83ZM83 215L81 214V216L78 217L79 222L81 221V223H82V225H80L81 223L78 224V225L81 226L80 228H82L83 225H84L83 228H84V227H85V228H89V227L91 226V227H90L91 230L97 231L96 229H98V230L100 231V230L103 229V227L105 228V226H106V224H107V222H106V224H105V220L102 221L104 224H102V222L100 223L99 220H102L103 218H100L98 221H97V218H94V219L91 218V220H92V219L94 220V221H92V223H91L92 225H91V224H90V222H91L90 219H87V218H88V217H87L88 215H87V216H83ZM85 215H86V214H85ZM110 215H111V214H110ZM128 215H129V214H128ZM234 215H235V214H234ZM263 215H264V214H263ZM112 216H114V215H112ZM112 216H111V217H112ZM115 216H116V214H115ZM115 216H114V217H115ZM118 216H119V215H118ZM120 216H121V215H120ZM73 217H74V216H73ZM84 217H87V218L84 219ZM102 217H103V216H102ZM183 218H184V217H183ZM86 219L89 220V222H88L89 224L85 223V222H86V221H85ZM95 219H96V220H95ZM132 219H133V218H132ZM126 220H127V219H126ZM227 220H228V219H227ZM96 221H97V223H96ZM130 222H131V221H130ZM132 222H133V221H132ZM206 222H207V221H206ZM84 223H85V224H84ZM94 223H95V224H94ZM86 224L89 225V226H87ZM204 224H205V223H204ZM85 225H86V226H85ZM103 225H104V226H103ZM257 226H258V225H257ZM207 227H208V226H207ZM213 227H214V225H213ZM217 227H218V226H217ZM83 228H82V229H83ZM92 228H93V229H92ZM256 230H257V231H262V233H264V224H263L262 227H259V228L256 229ZM263 241H264V240H263ZM249 246H250V245H249ZM234 247H235V246H234ZM244 249H245V247H244ZM259 249H260V248H259ZM240 250H241V249H240ZM248 251H249V250H248ZM252 253H253V252H252ZM257 254L260 255V256L262 255V256L264 257V246H263V247L257 252ZM242 255H243V254H242ZM247 255H248V254H247ZM247 255H245V256L247 257ZM262 256H261V257H262ZM250 257H252V256H250ZM256 258H257V257H256ZM247 260H248V259H247ZM250 260H251V259H250ZM262 262H263V263H260V264H264V260H263V259H262Z\"/></svg>","mask_w":264,"mask_h":264}]
</instances>
